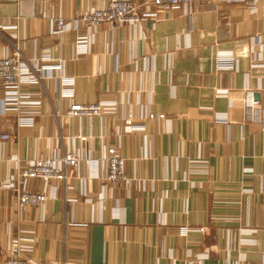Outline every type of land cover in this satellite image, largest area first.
Returning a JSON list of instances; mask_svg holds the SVG:
<instances>
[{"label":"crops","instance_id":"obj_1","mask_svg":"<svg viewBox=\"0 0 264 264\" xmlns=\"http://www.w3.org/2000/svg\"><path fill=\"white\" fill-rule=\"evenodd\" d=\"M106 1L0 0V56L18 50L36 74L19 106L0 85V259L22 235L35 264H264V0L55 33L58 17ZM249 93L262 107L253 119ZM101 100L112 105L101 117L64 116ZM113 144L125 184L105 179ZM68 150L79 165L65 181L32 180L49 199L22 207L13 176Z\"/></svg>","mask_w":264,"mask_h":264},{"label":"built area","instance_id":"obj_2","mask_svg":"<svg viewBox=\"0 0 264 264\" xmlns=\"http://www.w3.org/2000/svg\"><path fill=\"white\" fill-rule=\"evenodd\" d=\"M48 1V0H34ZM209 0H107L103 6L94 7L90 10L81 12L75 19L58 17L56 19L55 33L62 34L70 28L97 29L104 23L117 25H135L138 23L147 24L148 21L157 22L171 16V14L183 7L193 4L205 3ZM257 1V0H255ZM2 24V23H1ZM2 25H0L1 27ZM29 64L21 53L16 50L10 55L0 56V85L5 89L7 104L21 105L24 94L21 93L23 84L30 82L35 77V73L29 69ZM247 118H256V114L262 111L261 105L254 99L252 93L245 95L243 100ZM106 101L96 102H72L66 109L64 116L90 117L96 118L103 116L111 107ZM150 117L155 118V113H150ZM160 117H164L163 114ZM228 120L229 115H226ZM24 122H32L33 118H21ZM134 122L131 117L126 119V126L132 128ZM2 139H14L9 134L4 133ZM11 159H18L17 155H11ZM76 150L65 151L59 159L49 156H39L28 161L13 176L11 183L16 186L19 203L22 207L30 205H44L49 199L46 189L34 190L29 187V183L34 179H40L47 185L52 180H66L68 169H75L81 159ZM107 164V183L118 185L128 181L126 174V158L120 152L119 144L107 147L103 156ZM205 229V227L203 228ZM34 249V238L18 235L10 243L8 256L0 259V264H35L29 257V253Z\"/></svg>","mask_w":264,"mask_h":264},{"label":"water","instance_id":"obj_3","mask_svg":"<svg viewBox=\"0 0 264 264\" xmlns=\"http://www.w3.org/2000/svg\"><path fill=\"white\" fill-rule=\"evenodd\" d=\"M254 96H255V98H258L259 97V93H255Z\"/></svg>","mask_w":264,"mask_h":264}]
</instances>
